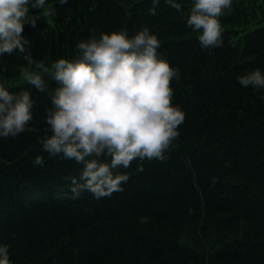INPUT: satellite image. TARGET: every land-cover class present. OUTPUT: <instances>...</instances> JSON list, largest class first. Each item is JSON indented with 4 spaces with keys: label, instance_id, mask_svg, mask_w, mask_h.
<instances>
[{
    "label": "trees",
    "instance_id": "1",
    "mask_svg": "<svg viewBox=\"0 0 264 264\" xmlns=\"http://www.w3.org/2000/svg\"><path fill=\"white\" fill-rule=\"evenodd\" d=\"M176 2L182 11L160 0L153 14V0H56L47 16L28 13L40 17L35 28L24 24L27 51L49 68L78 58V44L92 36L131 38L148 28L158 56L179 69L171 87L185 113L180 136L165 160L137 158L113 170L129 179L109 197L76 196L83 165L43 151L57 82L40 72L41 92L21 78V66L36 70L23 54L0 56V86L30 93L36 129L0 138V246L11 264H264V89L237 81L264 73V22L246 29L254 0H232L220 17L224 46L202 49L187 27L194 0ZM37 156L43 166L33 165Z\"/></svg>",
    "mask_w": 264,
    "mask_h": 264
},
{
    "label": "clouds",
    "instance_id": "2",
    "mask_svg": "<svg viewBox=\"0 0 264 264\" xmlns=\"http://www.w3.org/2000/svg\"><path fill=\"white\" fill-rule=\"evenodd\" d=\"M159 2L153 0V14ZM165 2L182 11L176 0ZM29 4L30 0H0V56L17 50L23 54L36 70L21 66V78L41 92L47 84L40 72L59 85L50 93L53 107L47 110L45 131L51 134L40 138L43 151L83 165L82 182L73 178L76 196L88 191L99 199L123 191L122 182L129 175L113 170L128 168L137 158L165 160L166 150L180 136L185 113L173 103L171 87L173 79H180L179 69L158 56L160 41L148 28L131 38L123 31L92 36L78 44V58H60L46 67L44 60L35 62L26 49L30 41L23 35L24 24L35 28L40 18L28 19ZM45 4L46 0H35L31 6L43 10ZM226 9H232V0H194L187 27L199 33L202 49L224 46L220 17ZM237 81L245 88L264 89L259 68L238 76ZM32 107L28 91L13 94L0 86V138L36 131L30 128ZM105 154L111 157L110 163L99 160ZM43 164V156L33 161L34 166ZM0 264H11L7 245L0 246Z\"/></svg>",
    "mask_w": 264,
    "mask_h": 264
},
{
    "label": "rangeland",
    "instance_id": "3",
    "mask_svg": "<svg viewBox=\"0 0 264 264\" xmlns=\"http://www.w3.org/2000/svg\"><path fill=\"white\" fill-rule=\"evenodd\" d=\"M55 1L56 0H46L45 8L43 10L49 13ZM34 2L35 0H30V4L28 5L29 13L35 9V8H32L31 6L32 3ZM253 4L255 5V8H256V9H253L255 16H252L253 19L251 20V22H249V24L246 25L247 26L245 27L246 29L253 28L258 23L257 21L264 22V0H254Z\"/></svg>",
    "mask_w": 264,
    "mask_h": 264
}]
</instances>
